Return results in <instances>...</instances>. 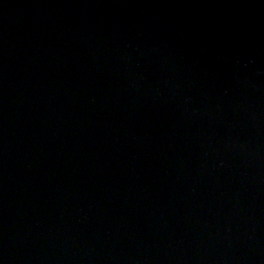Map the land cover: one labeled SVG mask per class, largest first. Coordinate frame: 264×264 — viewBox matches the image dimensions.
Here are the masks:
<instances>
[{
    "label": "water",
    "instance_id": "obj_1",
    "mask_svg": "<svg viewBox=\"0 0 264 264\" xmlns=\"http://www.w3.org/2000/svg\"><path fill=\"white\" fill-rule=\"evenodd\" d=\"M0 264H264L259 14L0 0Z\"/></svg>",
    "mask_w": 264,
    "mask_h": 264
},
{
    "label": "trees",
    "instance_id": "obj_2",
    "mask_svg": "<svg viewBox=\"0 0 264 264\" xmlns=\"http://www.w3.org/2000/svg\"><path fill=\"white\" fill-rule=\"evenodd\" d=\"M238 7H249L264 20V0H234Z\"/></svg>",
    "mask_w": 264,
    "mask_h": 264
}]
</instances>
